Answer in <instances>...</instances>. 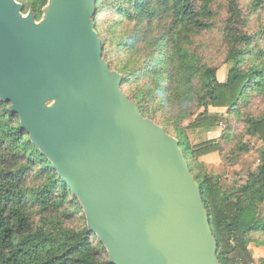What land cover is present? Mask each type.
<instances>
[{
    "label": "water",
    "instance_id": "water-1",
    "mask_svg": "<svg viewBox=\"0 0 264 264\" xmlns=\"http://www.w3.org/2000/svg\"><path fill=\"white\" fill-rule=\"evenodd\" d=\"M0 0V100L79 200L112 264H220L180 142L104 59L97 0Z\"/></svg>",
    "mask_w": 264,
    "mask_h": 264
},
{
    "label": "trees",
    "instance_id": "trees-1",
    "mask_svg": "<svg viewBox=\"0 0 264 264\" xmlns=\"http://www.w3.org/2000/svg\"><path fill=\"white\" fill-rule=\"evenodd\" d=\"M26 1L36 14L46 3ZM166 11L173 14L175 28L205 27L196 0H97L95 24L104 57L123 76L122 89L144 82V90L134 95L143 115L157 99L159 105L166 104L171 91L183 92L187 101L194 96L203 112L186 130L176 126L175 136L202 189L219 263L254 264L249 247L263 243L252 236L264 235V152L258 173L249 175L238 190L228 192L216 176L207 174L202 167L203 158L220 152L219 138L198 142L193 136L223 125L224 118L212 114V109L230 113L237 111L251 94L264 95V60L260 61L254 53L253 38L235 28L234 24L241 19L237 8H231L227 28V59L233 67L225 82L219 80L217 68L196 64L195 57L176 39L173 28L158 41L123 31L127 22L137 26L134 22L151 20ZM103 13L109 25L101 30L99 19ZM195 76L200 89L192 94ZM9 107V103L0 100V264H112L94 233L87 228L76 230L66 226L71 215L68 209L82 212V207ZM246 123L248 134L264 144V117L249 118ZM32 181L39 185L31 187Z\"/></svg>",
    "mask_w": 264,
    "mask_h": 264
},
{
    "label": "rangeland",
    "instance_id": "rangeland-1",
    "mask_svg": "<svg viewBox=\"0 0 264 264\" xmlns=\"http://www.w3.org/2000/svg\"><path fill=\"white\" fill-rule=\"evenodd\" d=\"M45 1V5L37 10L38 18L33 7L27 6L26 0H18L24 8V15L32 11L38 21L42 18V10L48 3V0ZM196 8L205 27L187 29L179 26L175 28L173 14L166 11L151 20L134 22L137 26L131 24L132 22H127L123 31H128L130 34L133 33V35L138 34V37L147 41H158L164 32L173 28L176 39H179L183 47L195 57L196 64L199 67L207 65L217 68L219 80L225 82L229 70L233 67V62H229L227 59L229 54L227 28L231 20V8H237L241 19L239 23L234 24L235 28L238 29L236 30H241V32L253 38L254 53L259 56L260 61L264 60V0H196ZM106 18V13H103L101 19H99L101 30L109 25L106 22ZM109 48H114V46ZM110 57L112 58L113 54ZM104 59L107 63L109 62L107 57H104ZM244 66L248 67L249 65L244 64ZM112 70L118 72L115 68ZM144 88V82H141L133 86L124 87L122 90L131 101L138 104V101L134 99V95L138 90H144ZM199 89V79L195 76L192 79V94L198 93ZM175 94L176 98L174 97ZM168 95L170 100L166 104L159 105V100L157 99L148 107L146 115L141 114L144 118L152 120L163 129L166 128L169 133H172L171 136L176 138L175 127L178 126L186 130L190 122L199 113L203 112V109H200L194 96L187 101L183 92L171 91ZM211 113L224 118V123L220 126L223 138L219 137L220 152L202 163L203 171L216 176L225 191L238 190L240 186L247 182L249 175L258 173V168L261 164L264 144L258 137L248 134L246 122L249 118L258 119L264 117V95L251 94L238 107L237 111L228 113L225 109H212ZM199 133L202 136H197L196 141L200 142L206 139L203 136L208 133L206 130ZM38 185L37 181L30 183L31 187H37ZM73 209V207L68 209L71 211V215L66 220V226L76 230L88 229L83 208L82 212L73 211ZM96 238L102 244L97 236ZM252 238L263 243V246L251 244L249 247L255 258L254 264H264V235H253ZM102 246L106 252L105 257L107 256L109 259L105 246L103 244Z\"/></svg>",
    "mask_w": 264,
    "mask_h": 264
},
{
    "label": "crops",
    "instance_id": "crops-1",
    "mask_svg": "<svg viewBox=\"0 0 264 264\" xmlns=\"http://www.w3.org/2000/svg\"><path fill=\"white\" fill-rule=\"evenodd\" d=\"M220 129H221L220 127L215 128V129L211 130L210 132H208L207 134L203 135L204 137H206V139H204L203 141L219 138L221 136V132H220L221 130ZM197 136H202V135L198 134V135H194L193 137L195 138ZM216 154L217 153L212 154L210 156H207V157L203 158L202 161L203 162L208 161V159H210V157L215 156Z\"/></svg>",
    "mask_w": 264,
    "mask_h": 264
},
{
    "label": "flooded vegetation",
    "instance_id": "flooded-vegetation-1",
    "mask_svg": "<svg viewBox=\"0 0 264 264\" xmlns=\"http://www.w3.org/2000/svg\"><path fill=\"white\" fill-rule=\"evenodd\" d=\"M40 20H41V19H40ZM40 20H39V21H40Z\"/></svg>",
    "mask_w": 264,
    "mask_h": 264
}]
</instances>
